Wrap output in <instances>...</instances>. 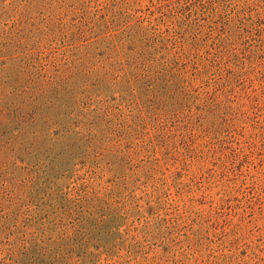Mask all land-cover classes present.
<instances>
[{
  "label": "rangeland",
  "instance_id": "rangeland-1",
  "mask_svg": "<svg viewBox=\"0 0 264 264\" xmlns=\"http://www.w3.org/2000/svg\"><path fill=\"white\" fill-rule=\"evenodd\" d=\"M13 22L26 43L56 36L55 60L103 33L145 31L159 72L187 66L181 92L159 77L156 103L141 95L123 173L77 158L34 184L35 202L0 200V264H46L69 247L90 253L63 264H264V0H0V31ZM10 66L0 56V74ZM65 192L96 206L98 224L72 225ZM111 216L122 223L107 243Z\"/></svg>",
  "mask_w": 264,
  "mask_h": 264
},
{
  "label": "trees",
  "instance_id": "trees-1",
  "mask_svg": "<svg viewBox=\"0 0 264 264\" xmlns=\"http://www.w3.org/2000/svg\"><path fill=\"white\" fill-rule=\"evenodd\" d=\"M14 23L13 29L0 31V56L11 64L0 74V200L10 201L11 206L35 202L41 188L34 189V184L50 177L52 169L74 170L77 158L95 170L106 166L114 168L116 174L123 173L127 160L121 143H135L133 133L137 135L140 130L136 127L139 119L135 121L130 114L141 95L156 103L159 77L165 88L181 92L177 88L181 86L179 73L187 63L178 57L170 68L166 63L159 72L158 61L153 62L152 57L156 41L145 31L98 34V42L90 41L80 55L55 60L45 50L51 47L50 37L54 35L44 29L34 43H26L21 41L26 40V33H20L16 27L20 23ZM22 43V50H17ZM28 45L42 49L30 52ZM164 72L171 73V84ZM89 198H85L86 203H90ZM59 208L74 214L70 222L83 228L87 221L100 217L95 215L96 206L83 210V195L63 198ZM116 218L109 219L112 233L105 239L107 243L122 223ZM68 250V255L60 252L46 264H63L72 255H78L81 263L83 253H90L75 247Z\"/></svg>",
  "mask_w": 264,
  "mask_h": 264
}]
</instances>
